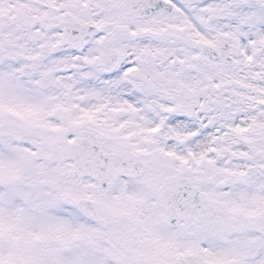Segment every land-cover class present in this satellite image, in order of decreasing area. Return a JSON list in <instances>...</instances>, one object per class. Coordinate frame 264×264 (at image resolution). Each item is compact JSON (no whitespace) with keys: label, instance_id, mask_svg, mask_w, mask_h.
<instances>
[{"label":"snow or ice","instance_id":"obj_1","mask_svg":"<svg viewBox=\"0 0 264 264\" xmlns=\"http://www.w3.org/2000/svg\"><path fill=\"white\" fill-rule=\"evenodd\" d=\"M0 264H264V0H0Z\"/></svg>","mask_w":264,"mask_h":264}]
</instances>
